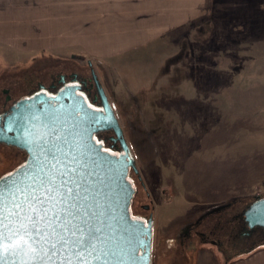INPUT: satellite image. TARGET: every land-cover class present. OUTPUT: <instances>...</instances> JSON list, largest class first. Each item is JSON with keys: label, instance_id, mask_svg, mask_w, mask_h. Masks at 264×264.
<instances>
[{"label": "rangeland", "instance_id": "obj_1", "mask_svg": "<svg viewBox=\"0 0 264 264\" xmlns=\"http://www.w3.org/2000/svg\"><path fill=\"white\" fill-rule=\"evenodd\" d=\"M236 10L186 27L150 57L0 53V88L13 99L27 91L17 81L62 62L89 75L92 63L142 178L131 214L154 216L152 264H197L198 254L225 262L264 244L262 228L241 236L243 212L264 197V34ZM22 160L0 144V176Z\"/></svg>", "mask_w": 264, "mask_h": 264}, {"label": "crops", "instance_id": "obj_2", "mask_svg": "<svg viewBox=\"0 0 264 264\" xmlns=\"http://www.w3.org/2000/svg\"><path fill=\"white\" fill-rule=\"evenodd\" d=\"M234 10L254 16L264 34V0H0V53L24 62L43 54L150 57L161 41L181 39L186 27ZM208 262L264 264V244L225 262L198 254L197 264Z\"/></svg>", "mask_w": 264, "mask_h": 264}, {"label": "water", "instance_id": "obj_3", "mask_svg": "<svg viewBox=\"0 0 264 264\" xmlns=\"http://www.w3.org/2000/svg\"><path fill=\"white\" fill-rule=\"evenodd\" d=\"M92 74L102 110L91 107L74 87H65L55 96L40 92L20 99L7 114L0 115V144L25 151L28 155L25 164L43 155L41 136L46 142L62 143L65 150L73 148L79 153L80 163L87 173L85 179L107 220L123 264H152L153 215L146 222L131 214L136 188L128 177L130 168L137 173L139 170L105 89L94 70ZM104 131L115 133L124 153L115 155L96 141L95 134ZM22 166L11 174L15 175ZM242 216L246 226L243 236L250 235L257 227L264 230V197L257 198ZM0 255L12 264L14 257L10 251L0 248Z\"/></svg>", "mask_w": 264, "mask_h": 264}, {"label": "snow or ice", "instance_id": "obj_4", "mask_svg": "<svg viewBox=\"0 0 264 264\" xmlns=\"http://www.w3.org/2000/svg\"><path fill=\"white\" fill-rule=\"evenodd\" d=\"M39 143L43 155L0 176V248L12 264H123L79 153Z\"/></svg>", "mask_w": 264, "mask_h": 264}, {"label": "flooded vegetation", "instance_id": "obj_5", "mask_svg": "<svg viewBox=\"0 0 264 264\" xmlns=\"http://www.w3.org/2000/svg\"><path fill=\"white\" fill-rule=\"evenodd\" d=\"M61 64L64 66L63 68L57 69L56 72L45 71L44 73L41 74L40 78L35 80V82H33V80L36 77L33 78V76L31 78H28V79L24 78L23 80L15 82L13 84L14 86H16L17 88L18 87L26 88L27 90L25 94H23L17 99H13V96L11 95V87H1L0 88V115L7 114L11 110L12 106L20 99L31 97L40 92H43L47 94L48 96H55L58 92L63 90L65 87H74L77 93L85 96L86 100L88 101L91 107H93L96 110H102L103 105H102L101 98L99 96V93H98V90H97V87H96V84L93 78V74H92V70H94V68L92 64L90 63V61L87 64L89 67V71H90L89 75L84 74L85 72H81L82 67L80 64L75 63V65L77 66L76 67L77 69L75 67L73 68L70 67L72 65V62L70 63L62 62ZM82 71H86V70L83 69ZM123 133H124V130H123ZM94 137L98 143L103 144L105 150L115 155H120L124 153L121 143L119 140L116 139V135L113 131L98 132L95 134ZM124 137H125V134H124ZM125 139L129 146V143L126 137ZM8 147L14 148L17 151V153L21 155V157H23V160L18 164V166L15 169H13L11 172H9V173H12L13 171H15L16 169H18L19 167L25 164L28 158V155L25 151L17 147H13V146H8ZM129 149H130V146H129ZM130 153L133 156L131 149H130ZM134 177L137 178V180L140 181V183H142L140 171L137 173L134 171L133 168H130L128 178L135 186ZM143 209L145 211H149L151 209V206L143 205ZM151 215H153L152 212L149 213L147 217L144 215H137V216L132 215V216L134 218L142 219L147 222ZM242 227L246 229L245 225H243ZM244 233L245 231L241 232V236H243ZM153 236H154V216H153Z\"/></svg>", "mask_w": 264, "mask_h": 264}]
</instances>
